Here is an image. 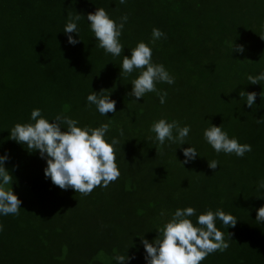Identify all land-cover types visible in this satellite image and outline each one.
Returning <instances> with one entry per match:
<instances>
[{"label":"trees","instance_id":"16d2710c","mask_svg":"<svg viewBox=\"0 0 264 264\" xmlns=\"http://www.w3.org/2000/svg\"><path fill=\"white\" fill-rule=\"evenodd\" d=\"M100 7L117 23L128 17L118 57L98 47L87 20ZM78 12L79 34L72 35L80 42L71 45L63 29L68 14ZM153 28L166 38L152 43ZM261 36L264 0H0V155L9 156L5 167L14 178L7 187L22 201L18 216L0 215V264H117V254L134 257L127 264H146L140 236L152 241L177 208L188 206L196 209L194 223L209 209L238 219L234 228L217 220L230 246L201 264H264V223L256 221L264 206L257 198L264 196L258 190L264 123H257L264 118V81L247 79L264 72ZM141 41L151 47L153 63L175 78L156 85L167 92L163 104L156 93L139 101L128 96L139 72L124 77L120 66ZM234 43L245 51H233ZM102 89L116 101L114 114L102 116L87 102ZM241 90L257 93L253 107ZM36 108L50 122L61 113L81 127L111 121L106 139H119L120 177L87 196L53 185L44 174L46 159L9 138ZM161 118L190 126L184 145L159 146L150 128ZM212 124L252 151L216 153L203 136ZM190 146L199 155L183 165V148ZM212 160L216 170L208 166Z\"/></svg>","mask_w":264,"mask_h":264},{"label":"clouds","instance_id":"9594fccd","mask_svg":"<svg viewBox=\"0 0 264 264\" xmlns=\"http://www.w3.org/2000/svg\"><path fill=\"white\" fill-rule=\"evenodd\" d=\"M120 4L126 0H119ZM91 31L95 39L99 42L98 47L106 54L118 57L124 51V46L120 42V36L127 15L121 17L119 23L110 18L107 11L100 7L95 12L87 14ZM82 16L68 14V22L64 26L63 32L67 34L68 43L76 45L80 41L72 35L79 34L77 22ZM161 38H166V34L159 28L152 30V43ZM262 39L264 37L261 36ZM233 51L243 53V45L234 43ZM107 65V64H106ZM105 65V66H106ZM121 75L130 76L138 71L136 78L131 80L133 85L128 96L140 100L147 93H156L160 98V103L166 102L167 92L157 89V83L174 84L175 78L169 74L163 64H156L152 61V49L149 44L141 41L131 49L130 55H124L122 60ZM249 83L258 84L264 81V72L259 75H249ZM240 97H246V103L253 107L256 102L257 93L255 91L245 92L241 90ZM264 97V92L260 93ZM89 105H95L97 111L102 116L116 112V101L111 99V94L106 95L104 89L99 92L93 91L87 96ZM257 123H264V118L257 119ZM111 128V121L102 123L98 127L78 126V121L64 114H57L53 121H49L42 115L39 108L31 112V122L16 123L10 129V139L24 145L29 153L39 152L41 158H45L47 166L44 169L46 178H50L53 185L62 190L73 189L82 196L92 193L96 187L107 188L115 182L121 175L117 164L114 146L119 144V139L113 137L111 142L106 139V134ZM155 134V140L159 146H163L166 141L177 143L180 146L186 143V138L190 132V126L181 127L179 122H171L164 118L155 121L150 128ZM120 136H123V129H119ZM204 139L212 146L216 153L235 154L243 157L246 152L252 151V146L247 143H240L237 138H230L228 133L220 126L212 124L203 133ZM157 153L159 152V148ZM185 159L183 165L196 159L199 155L193 146L183 148ZM9 159L7 154L0 155V215L18 216L22 201L13 187V174L5 167ZM209 168L216 170L219 162L209 161ZM264 189V179L258 184V190ZM264 198V196H257ZM163 217L165 213L162 211ZM196 216V209L192 206L177 208L161 227L157 229L158 235L150 241L145 236L141 237V244L145 251L146 264H201L209 254L217 251L223 252L230 246L225 239V233L217 227L219 220L224 227H235L238 219L223 209L215 211L209 209L198 215L194 223L191 217ZM256 221L264 223V206L257 210ZM4 225L0 223V231ZM232 237V233L229 232ZM134 257L117 254L114 259L117 264H127Z\"/></svg>","mask_w":264,"mask_h":264}]
</instances>
